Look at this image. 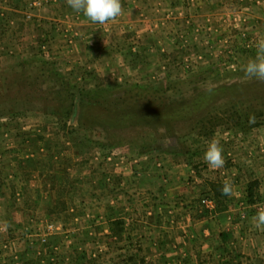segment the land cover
<instances>
[{"label": "crops", "instance_id": "1", "mask_svg": "<svg viewBox=\"0 0 264 264\" xmlns=\"http://www.w3.org/2000/svg\"><path fill=\"white\" fill-rule=\"evenodd\" d=\"M175 1L120 0L117 18L127 19L124 27L135 25L128 18L135 11L138 25L152 26L161 11L180 16L183 0ZM0 6L10 8L6 1ZM168 23L174 34L185 28L177 19ZM77 49L69 51L76 57ZM12 126L0 123V264H94V258L125 264L138 250L142 262L136 264H250L245 255L264 247L257 234L264 236V226L253 220L264 211V142L256 132L236 136L234 150L223 146L230 162L213 168L204 158L196 167L166 150L77 144L70 132L64 137L49 125ZM251 179L260 181L256 204L244 194ZM215 181L229 183L231 194L210 213L200 199ZM114 222H120L117 233ZM48 224L52 230L42 243Z\"/></svg>", "mask_w": 264, "mask_h": 264}, {"label": "rangeland", "instance_id": "2", "mask_svg": "<svg viewBox=\"0 0 264 264\" xmlns=\"http://www.w3.org/2000/svg\"><path fill=\"white\" fill-rule=\"evenodd\" d=\"M5 1L10 4L8 9L0 6V101L4 99L2 93H10L7 109L0 108V117H7L0 119L5 127L13 125L16 131H23L49 125L63 132L64 137L66 131L70 132L77 144L86 139V145L105 150L123 145L139 152V146L151 140L153 134L147 130L126 134L127 140L121 142L108 139L104 127L91 120L89 109L84 116L91 125L80 126L79 101L73 102L64 125L54 115L64 112L63 103H68H61L63 97L55 89L56 71L77 89L109 99H135L139 101L136 108L148 101L149 106L154 105L162 94L173 100L219 85L237 86L196 117L203 119V125L195 120L173 126L160 123L159 136L165 137L157 139L170 145L175 140L171 137L174 130L183 133L182 139L195 151L198 147L204 149L207 140L197 133L201 126L211 127L217 115L228 120L231 112L238 111L245 119L255 117L254 121L263 123L252 128L246 122L241 126L221 123L214 127L210 142L216 140L222 147L234 150L238 147L236 136L241 140L240 137H253L255 132L260 137L257 141L264 142V80L244 72L248 61L256 57L258 43L264 41V0H183V9L179 8L180 16L175 19L183 22L185 28L175 34L176 26L171 29L168 23L175 20L170 10L159 12L150 21L155 22L152 26L138 25L134 11L128 18L136 24L124 27L127 19L120 17L104 24L93 23L83 12L74 11L68 0H0V4ZM168 1L172 6L177 3ZM147 12L143 14L146 18ZM87 34L90 35L86 37ZM68 37L74 41H68ZM76 44L80 54L75 57V51L69 49ZM68 100L70 105L71 99ZM204 154L194 155L196 166L205 163ZM224 160V165L230 162L227 156ZM257 234L258 243H264L262 233ZM262 248L245 255L247 260L251 259L250 264H264Z\"/></svg>", "mask_w": 264, "mask_h": 264}, {"label": "trees", "instance_id": "3", "mask_svg": "<svg viewBox=\"0 0 264 264\" xmlns=\"http://www.w3.org/2000/svg\"><path fill=\"white\" fill-rule=\"evenodd\" d=\"M63 79L64 78H61L55 71V89H58V91L60 90V92H57L63 97L61 103L64 100H67L68 103H63L64 112L58 111L54 115H56V117L61 120L64 125H66L67 119L71 115L73 102L79 101L81 107L79 113L80 126L88 124L91 125L90 122L88 123L87 119L85 121V116L89 109L88 114L92 117L91 120L93 119V122H97L101 124L102 127H104V135L108 139L110 138L116 142H121L123 140H127L126 134H136L135 130H137L136 132L138 133L142 130L151 132V134H153L150 136L151 140L140 145L138 150L139 152L147 153L166 150L175 155H185L187 158L193 160L194 155L203 154L206 152L210 144V140L215 133V126L220 125L221 123H227L228 125L232 126H241L242 124L245 125L246 122L249 124L248 127L252 128L263 123V121L260 120L251 122V117L245 119L240 112L233 111L230 113L231 116L228 118V120L223 116L219 117L217 115V119H213L211 122V127L201 126V130L197 131L200 138L207 140L208 145L204 149L198 147V151H195L193 147H190L187 142L182 139L184 134H179L174 130H172L173 135H171V137H174L175 140H172L170 145H164L157 139L165 137L163 134L159 136L158 127L160 123L173 126L178 122L190 121L189 123H191L195 120V122H202L203 125V119H198L196 117L203 114L204 112L206 113L214 101H217L220 97L225 96L226 93H228V90H235L237 86L232 87L227 85H219L215 88L206 89L201 92L199 91L190 97H180L173 100L162 94V96L158 97L159 102L156 101L154 105L149 106L148 104L150 101L147 102L146 100L147 103L143 105V107L136 108L134 106H137L139 101L135 99L132 100L130 97H128L127 100L125 98L123 99V97L112 99L105 98L101 95H96L93 92L91 93L90 91H85L79 88L77 89L76 87L71 86V84L66 83ZM239 87L241 86L238 85V88ZM240 90H242V87ZM6 92L7 90L5 93H2V97L4 99L0 101L1 109L9 106L7 103V97L10 93L6 95ZM68 99H71L70 105H68ZM2 111L3 110H0V114H3ZM114 133L115 137H113ZM133 140L135 141L136 137H134ZM224 184V182L220 181L211 182L210 190L206 191L205 193V195H208L216 200L217 206L223 205L228 201L229 195H225L222 192ZM259 184L260 181L258 179H251L247 183L246 200L249 204H256L260 200L261 194L259 191ZM113 230L115 233L121 230L120 222H114ZM140 255L141 253L138 250L136 252V257L129 256L128 262L125 264H136L138 260L142 262ZM94 264L100 263L96 262ZM237 264H241V261L237 262Z\"/></svg>", "mask_w": 264, "mask_h": 264}, {"label": "clouds", "instance_id": "4", "mask_svg": "<svg viewBox=\"0 0 264 264\" xmlns=\"http://www.w3.org/2000/svg\"><path fill=\"white\" fill-rule=\"evenodd\" d=\"M69 6L76 12L83 14L93 23L104 24L121 15L122 6L120 0H68ZM247 76L264 80V41L257 45L256 57L248 61L244 68ZM254 122L255 117L250 118ZM205 161L213 168L224 166L223 148L218 141L212 140L204 154ZM222 192L231 194V185L225 183ZM253 220L257 227L264 226V211L257 213Z\"/></svg>", "mask_w": 264, "mask_h": 264}, {"label": "built area", "instance_id": "5", "mask_svg": "<svg viewBox=\"0 0 264 264\" xmlns=\"http://www.w3.org/2000/svg\"><path fill=\"white\" fill-rule=\"evenodd\" d=\"M37 3H39V1H34V4H37ZM200 205H201V208L208 210L210 213H214L215 210L217 209L216 200L214 198L208 196V195H204L201 197ZM51 230H52V225L48 224L47 225V232L39 237L40 242L44 243L47 241L48 233Z\"/></svg>", "mask_w": 264, "mask_h": 264}]
</instances>
